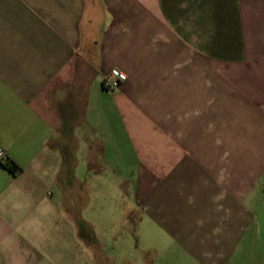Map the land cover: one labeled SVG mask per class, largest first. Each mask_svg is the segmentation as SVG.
Instances as JSON below:
<instances>
[{
  "label": "crops",
  "instance_id": "obj_1",
  "mask_svg": "<svg viewBox=\"0 0 264 264\" xmlns=\"http://www.w3.org/2000/svg\"><path fill=\"white\" fill-rule=\"evenodd\" d=\"M0 149V264H264V0H0Z\"/></svg>",
  "mask_w": 264,
  "mask_h": 264
},
{
  "label": "built area",
  "instance_id": "obj_2",
  "mask_svg": "<svg viewBox=\"0 0 264 264\" xmlns=\"http://www.w3.org/2000/svg\"><path fill=\"white\" fill-rule=\"evenodd\" d=\"M114 77V81H110L109 77ZM124 78V76L118 71H112L109 76H106L103 81V86L106 89L113 90L118 87L120 81ZM3 158V153L0 149V160Z\"/></svg>",
  "mask_w": 264,
  "mask_h": 264
},
{
  "label": "trees",
  "instance_id": "obj_3",
  "mask_svg": "<svg viewBox=\"0 0 264 264\" xmlns=\"http://www.w3.org/2000/svg\"><path fill=\"white\" fill-rule=\"evenodd\" d=\"M3 166L13 175H16L20 172V169L11 161H5Z\"/></svg>",
  "mask_w": 264,
  "mask_h": 264
},
{
  "label": "rangeland",
  "instance_id": "obj_4",
  "mask_svg": "<svg viewBox=\"0 0 264 264\" xmlns=\"http://www.w3.org/2000/svg\"><path fill=\"white\" fill-rule=\"evenodd\" d=\"M136 242H133L132 246L135 248L136 247ZM82 260H83V257H82ZM57 264V263H55ZM59 264H71V262L69 260H63V262L59 263ZM83 264V262H82Z\"/></svg>",
  "mask_w": 264,
  "mask_h": 264
}]
</instances>
